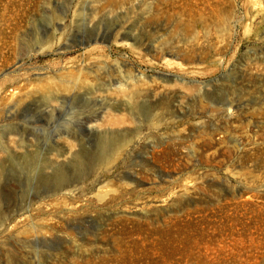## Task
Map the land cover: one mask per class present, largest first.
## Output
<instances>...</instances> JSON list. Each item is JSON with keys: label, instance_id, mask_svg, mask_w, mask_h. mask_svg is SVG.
<instances>
[{"label": "rangeland", "instance_id": "1", "mask_svg": "<svg viewBox=\"0 0 264 264\" xmlns=\"http://www.w3.org/2000/svg\"><path fill=\"white\" fill-rule=\"evenodd\" d=\"M5 72L0 264H264V0H0Z\"/></svg>", "mask_w": 264, "mask_h": 264}, {"label": "bare ground", "instance_id": "2", "mask_svg": "<svg viewBox=\"0 0 264 264\" xmlns=\"http://www.w3.org/2000/svg\"><path fill=\"white\" fill-rule=\"evenodd\" d=\"M116 145L115 140H109L105 141L103 140L101 143V149H100V156H99V162L102 165L109 164L112 159V152L115 150L113 147ZM118 146V145H117ZM118 149V148H117ZM116 153V152H115ZM82 163L80 160H75V168H80L82 166Z\"/></svg>", "mask_w": 264, "mask_h": 264}, {"label": "water", "instance_id": "3", "mask_svg": "<svg viewBox=\"0 0 264 264\" xmlns=\"http://www.w3.org/2000/svg\"><path fill=\"white\" fill-rule=\"evenodd\" d=\"M84 45V43L83 42H79L78 43V45H77V47H80V46H83ZM7 72H5V73H3L2 75H0V77H2L3 75H5ZM172 78L174 79H177V80H180L179 79V77H176V76H174V77H171V78H168L169 80H172Z\"/></svg>", "mask_w": 264, "mask_h": 264}]
</instances>
